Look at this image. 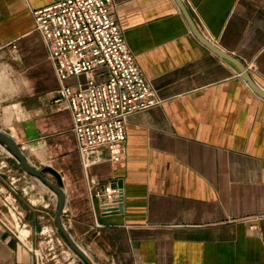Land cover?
I'll return each instance as SVG.
<instances>
[{
	"label": "crops",
	"instance_id": "obj_1",
	"mask_svg": "<svg viewBox=\"0 0 264 264\" xmlns=\"http://www.w3.org/2000/svg\"><path fill=\"white\" fill-rule=\"evenodd\" d=\"M54 1L0 0V128L29 162L60 173L61 220L74 242L95 264H264V98L195 33L264 90V0H113L160 103L128 115L121 159L102 147L103 158L86 169L71 113L53 101L59 81L32 16ZM8 157L0 150V264H36L31 246L45 231L62 235L58 196L28 173L31 180L16 177ZM18 178L26 244L2 201ZM119 180L123 208L104 212L95 191Z\"/></svg>",
	"mask_w": 264,
	"mask_h": 264
},
{
	"label": "built area",
	"instance_id": "obj_2",
	"mask_svg": "<svg viewBox=\"0 0 264 264\" xmlns=\"http://www.w3.org/2000/svg\"><path fill=\"white\" fill-rule=\"evenodd\" d=\"M113 5V0H56L32 10L35 28L59 81L53 101L58 109L66 108L71 113L85 169L103 158L102 147L107 148L110 160L121 159L128 115L160 103L112 14ZM79 75L84 76L83 82L66 84L68 78ZM0 150L12 155L1 143ZM15 181L11 180L2 201L11 215L10 225L25 243L28 235L20 237L26 223L14 194ZM97 183L96 178L89 177V187ZM95 196L104 202V212H114L123 202L124 193L116 182H108L96 189ZM45 233V247L51 251L54 232ZM56 240L64 244L57 236ZM34 254L36 264H40L42 255Z\"/></svg>",
	"mask_w": 264,
	"mask_h": 264
},
{
	"label": "water",
	"instance_id": "obj_3",
	"mask_svg": "<svg viewBox=\"0 0 264 264\" xmlns=\"http://www.w3.org/2000/svg\"><path fill=\"white\" fill-rule=\"evenodd\" d=\"M195 33L212 50L221 54L226 59L234 62L238 66L239 70L243 73V75L249 80L251 86L261 95V97L264 98V90L251 81V79L249 78L248 74L245 71V68L243 67L242 64H240V62L237 59H235L234 57H232L222 49L216 47L215 45L207 41L203 36L199 34V32L195 31ZM0 142H2L6 147H8L11 154L16 158L21 168L26 173L39 179L42 183H44L46 186H48L56 193V195L58 196V204L55 212V222L58 229L62 233L63 237L65 238L66 242L68 243L72 251L76 255H78L85 264H95L94 262L91 261V259L84 252V250L74 242V240L71 238L70 234L68 233L67 229L65 228L61 220V214L65 203V193H64L63 181L60 173L51 166H43L42 168H38L37 166L29 162V160L23 154L21 145L16 141L14 136L1 128H0ZM46 173H50L55 178V182L49 180L45 176ZM117 184L120 188H122V184L120 180L117 182ZM122 208H123V202H121L118 205L117 211H121Z\"/></svg>",
	"mask_w": 264,
	"mask_h": 264
},
{
	"label": "rangeland",
	"instance_id": "obj_4",
	"mask_svg": "<svg viewBox=\"0 0 264 264\" xmlns=\"http://www.w3.org/2000/svg\"><path fill=\"white\" fill-rule=\"evenodd\" d=\"M7 76V71L4 67V64L0 65V82H4V79L6 78ZM22 87H23V83H22V80L18 79V91H19V98L21 97L20 96V92H22ZM10 101V99L4 101L6 103H8ZM4 148L6 150H8L10 152V150L8 149V147H6L2 142H0ZM6 154L9 156L8 158H11L12 162L14 163V166H16L17 170H15V168H10V170H12V173L13 171L16 173L15 175H17L16 177H23V179L25 180V178H29V180H31V177L21 168L19 162L15 159V157H13L12 155H10L9 153H7L5 150L3 151V155L6 156ZM38 165V164H37ZM39 166V165H38ZM37 166V167H38ZM33 178V177H32ZM19 179L21 178H18L16 180V184L19 186ZM34 180H37V179H34ZM38 184H40L43 188H48L50 189L48 186H46L44 183H41L40 180H37L36 181ZM52 190V189H50ZM52 192H54L52 190ZM54 194H56L54 192ZM55 196V195H54ZM57 203H54V206H53V210L55 211L57 209ZM53 211L51 210V213ZM50 234H52V232H50ZM59 235V236H58ZM57 233L52 235V238H53V241H51L50 244H53V250H49L48 247H45L46 246V240L48 238H45V239H38L37 241V245L36 246H31V249L33 251V253L36 251L37 254H38V257L39 255H42L43 259H40V264H47V259L49 258H52L54 261H55V264H85L78 255H76L72 249L69 247L68 243L66 242L65 238L61 235V234H58ZM56 236L61 238L62 239V243L64 242V244L60 245L57 243V240H56ZM41 241H43L42 243V247H39V245L41 244ZM27 241H25L26 243Z\"/></svg>",
	"mask_w": 264,
	"mask_h": 264
},
{
	"label": "bare ground",
	"instance_id": "obj_5",
	"mask_svg": "<svg viewBox=\"0 0 264 264\" xmlns=\"http://www.w3.org/2000/svg\"><path fill=\"white\" fill-rule=\"evenodd\" d=\"M21 235H22V237L24 238L25 235H27V231H26V230H23Z\"/></svg>",
	"mask_w": 264,
	"mask_h": 264
}]
</instances>
